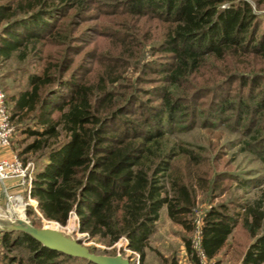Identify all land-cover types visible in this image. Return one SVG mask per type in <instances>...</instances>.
<instances>
[{
	"label": "trees",
	"instance_id": "obj_1",
	"mask_svg": "<svg viewBox=\"0 0 264 264\" xmlns=\"http://www.w3.org/2000/svg\"><path fill=\"white\" fill-rule=\"evenodd\" d=\"M74 1L79 8L85 2ZM127 2L130 11L151 14L164 23L152 48L165 60L157 68H151V60L143 67L144 73L150 69L160 74L164 84L138 88L126 73L131 62L124 61L123 50L101 60L98 75L82 81L66 75L72 59L63 55L54 61L48 53L41 56V70L28 74V87L5 95L14 133L18 128L33 137L18 154L24 162L29 157L36 162L31 195L44 217L66 225L75 215L81 232L105 244L127 238L144 264L145 247L161 207L166 206L169 217L187 232L196 228L192 178L197 175L196 183L202 185L197 173L200 159L186 146L170 142L163 128L184 101L175 90L209 57L225 61L250 52L264 55V13H255L247 0ZM59 9L55 0H0V58L10 60L21 52L25 59L29 45L42 39L66 44L68 37L55 21ZM232 67L238 72V64ZM235 72L229 73L230 79L236 78ZM140 92L156 95L158 102L144 103ZM13 138L14 134L12 142ZM182 154L192 159V167L187 166L192 178L172 174V161ZM242 207V216L230 212L226 204L212 205L202 214L198 239L208 259L218 254L241 223L252 239L237 264L264 261V189ZM29 211L33 213L32 206ZM0 235L7 249L26 251L4 252L0 264H98L49 248L22 230H0ZM183 240L199 264L192 238L183 236Z\"/></svg>",
	"mask_w": 264,
	"mask_h": 264
},
{
	"label": "rangeland",
	"instance_id": "obj_2",
	"mask_svg": "<svg viewBox=\"0 0 264 264\" xmlns=\"http://www.w3.org/2000/svg\"><path fill=\"white\" fill-rule=\"evenodd\" d=\"M247 1L255 13H264V0ZM75 2L55 0L61 6L55 14V21L68 37L66 44L54 45L42 39L35 45H29V54L25 59L21 52L10 60L0 58V87L8 96L29 86L28 74L41 70V56L48 53L55 57L54 61L63 55L72 59L66 75L73 74L78 81H82L98 75L103 68L101 60L123 50L124 61L131 62L126 73L134 79L138 88L164 84L160 81V74L148 71L150 69L146 73L143 71L148 60L154 61L150 62L151 68H157V63L165 60L164 55L155 53L152 48L157 31L161 32L164 23L151 14L139 15L130 11L127 0H85L80 8L74 5ZM139 46H143L141 57ZM132 52H136L135 57L131 56ZM206 60L200 70L191 74L188 82L175 88V96L184 101L180 103L173 121L163 124L170 142L186 146L200 159L197 164L200 167L197 172L202 182L200 186L196 183L197 175L193 178L188 175L187 166L192 167L190 156L178 155L172 161L173 176L185 174L187 179H193L196 228L187 232L169 217L166 206L161 207L154 231L149 235L145 247L144 264H196L186 250L183 236L192 238L194 250L198 253V226L206 209L212 205L226 204L230 212L242 216L243 204L252 202L264 189V55L250 52L225 61L211 57ZM233 64L239 65L238 72L232 71ZM230 72L237 73L235 79L229 78ZM142 76L145 81L139 79ZM140 96L144 103L151 105L158 102L156 95L140 92ZM8 103L11 106L10 100ZM57 114L58 110L55 112ZM17 124L15 121L16 128ZM32 139L17 128L11 153H18ZM26 163L36 168L32 157ZM7 181H0L3 199L1 212L6 221L12 218L8 208V203H11L15 212L24 210L25 216L36 226H59L76 237H83V243L98 253H122L131 257L132 264H141L139 252L128 246L127 238L113 244L86 239L88 235L78 229L75 215L66 225L46 219L25 186L18 185L13 190ZM11 194L21 199H9ZM30 206L33 213L29 211ZM251 239L239 223L210 262L219 259V264H237ZM4 252L17 254L26 251L18 247L7 249L0 238V260Z\"/></svg>",
	"mask_w": 264,
	"mask_h": 264
},
{
	"label": "water",
	"instance_id": "obj_3",
	"mask_svg": "<svg viewBox=\"0 0 264 264\" xmlns=\"http://www.w3.org/2000/svg\"><path fill=\"white\" fill-rule=\"evenodd\" d=\"M8 208L12 218L6 221L0 212V230H22L38 239L43 245L62 251L64 253L85 257L98 264H132L131 257L122 253L108 254L92 251L90 247L83 243V237H76L71 232H67L59 226H36L26 216L20 218L14 211V206L8 203ZM89 236H86L88 239Z\"/></svg>",
	"mask_w": 264,
	"mask_h": 264
},
{
	"label": "built area",
	"instance_id": "obj_4",
	"mask_svg": "<svg viewBox=\"0 0 264 264\" xmlns=\"http://www.w3.org/2000/svg\"><path fill=\"white\" fill-rule=\"evenodd\" d=\"M14 130L15 127L6 103V95L4 90L0 88V181L4 183L6 180L16 178L17 184L25 186L30 198L37 201L31 195L34 168L24 162L16 152H12L11 155L1 154V148H11ZM15 198L21 199L20 196L9 195V199ZM197 255L199 264H214L210 262V259L205 256L201 249Z\"/></svg>",
	"mask_w": 264,
	"mask_h": 264
},
{
	"label": "crops",
	"instance_id": "obj_5",
	"mask_svg": "<svg viewBox=\"0 0 264 264\" xmlns=\"http://www.w3.org/2000/svg\"><path fill=\"white\" fill-rule=\"evenodd\" d=\"M11 148H7V147H3L1 148V154L2 155H11ZM9 183V185L11 186V188H13V190L17 189L18 187V184H17V179L16 178H11L7 181ZM2 193H1V189H0V212L2 210V203H3V199H2ZM261 264H264V261L261 263Z\"/></svg>",
	"mask_w": 264,
	"mask_h": 264
},
{
	"label": "bare ground",
	"instance_id": "obj_6",
	"mask_svg": "<svg viewBox=\"0 0 264 264\" xmlns=\"http://www.w3.org/2000/svg\"><path fill=\"white\" fill-rule=\"evenodd\" d=\"M15 213L20 218H24L25 216L24 210H18V212H15Z\"/></svg>",
	"mask_w": 264,
	"mask_h": 264
}]
</instances>
